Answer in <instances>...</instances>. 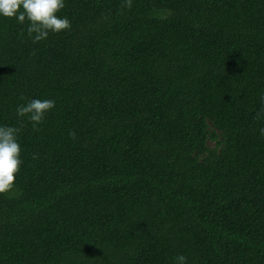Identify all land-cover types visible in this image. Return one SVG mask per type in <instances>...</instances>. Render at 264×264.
Masks as SVG:
<instances>
[{
	"label": "trees",
	"instance_id": "16d2710c",
	"mask_svg": "<svg viewBox=\"0 0 264 264\" xmlns=\"http://www.w3.org/2000/svg\"><path fill=\"white\" fill-rule=\"evenodd\" d=\"M0 16V264H264V0H65ZM49 98L37 126L17 104Z\"/></svg>",
	"mask_w": 264,
	"mask_h": 264
},
{
	"label": "clouds",
	"instance_id": "9594fccd",
	"mask_svg": "<svg viewBox=\"0 0 264 264\" xmlns=\"http://www.w3.org/2000/svg\"><path fill=\"white\" fill-rule=\"evenodd\" d=\"M130 5V0H125ZM65 5V0H0V16L15 18L18 23L27 21L26 31L32 35L34 41L41 40L49 34L70 27V20L65 15H57ZM261 103H264V91L259 93ZM55 101L49 98H29L22 104H17L16 115L26 116L33 123L39 125L44 113L51 109ZM19 128L10 124H0V193L13 187L14 174L21 163L20 145L18 142ZM258 133L264 136V125ZM173 264H187L184 254H177Z\"/></svg>",
	"mask_w": 264,
	"mask_h": 264
}]
</instances>
